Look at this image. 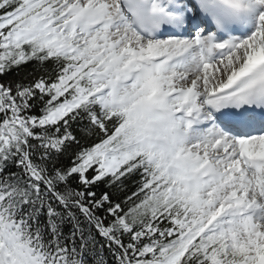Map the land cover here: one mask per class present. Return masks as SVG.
Instances as JSON below:
<instances>
[{
    "label": "snow or ice",
    "instance_id": "1",
    "mask_svg": "<svg viewBox=\"0 0 264 264\" xmlns=\"http://www.w3.org/2000/svg\"><path fill=\"white\" fill-rule=\"evenodd\" d=\"M0 264H264V0H0Z\"/></svg>",
    "mask_w": 264,
    "mask_h": 264
}]
</instances>
